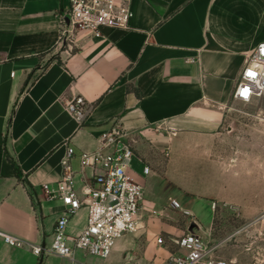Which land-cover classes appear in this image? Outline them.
Returning <instances> with one entry per match:
<instances>
[{"label": "crops", "instance_id": "crops-1", "mask_svg": "<svg viewBox=\"0 0 264 264\" xmlns=\"http://www.w3.org/2000/svg\"><path fill=\"white\" fill-rule=\"evenodd\" d=\"M68 6V0H0V232L49 244L63 212L51 197L67 150L74 152L70 164L82 196L93 170L81 169L80 156L99 149L101 134L114 126L127 134L128 174L143 189L138 230L179 212L170 207L178 196L208 200L214 215L234 221L264 215V201H250L256 191L264 196L256 178L264 176V153L249 163L247 105L236 110L240 103L232 99L246 57L264 43V0H133L129 32L83 31L61 43ZM78 98L90 107L83 120L67 108ZM256 141L264 147V136ZM243 178L254 185L251 197L218 196L238 192ZM86 217L85 210L72 216L66 233L78 236ZM192 227L216 247L218 260L249 264L227 255L238 233L217 240L211 225ZM152 229L184 235L171 225ZM97 260L82 252L38 259L0 241V264Z\"/></svg>", "mask_w": 264, "mask_h": 264}, {"label": "built area", "instance_id": "built-area-1", "mask_svg": "<svg viewBox=\"0 0 264 264\" xmlns=\"http://www.w3.org/2000/svg\"><path fill=\"white\" fill-rule=\"evenodd\" d=\"M68 3L60 21L61 43L71 41L75 33L83 31L100 37L104 29L124 33L132 30L133 0H68ZM245 89L246 96L243 94ZM232 99L247 106L264 103V43L246 57ZM67 108L80 120L90 111L80 98L68 103ZM126 136L120 126H114L101 134L99 149L80 156L81 169L89 167L93 170L82 196L76 192L75 172L70 164L74 152L67 150L61 162V178L55 195L51 197L60 203L63 212L55 223L49 244L27 243L3 232H0V241L14 249L26 248L38 259L48 255L69 259L76 252L107 259L117 240L138 230L143 198L142 187L128 174L133 151L125 143ZM148 172L149 168L144 167L143 173ZM44 189L47 191L46 186ZM170 207L185 217L194 218L175 200L171 201ZM211 208H216L215 203L211 204ZM81 210L86 211V226L78 236L72 237L66 233V227L70 218ZM168 240L179 252L178 255H171L168 264H226L215 256L216 247H210L195 233L189 232ZM157 244L163 245L164 241L160 238Z\"/></svg>", "mask_w": 264, "mask_h": 264}, {"label": "rangeland", "instance_id": "rangeland-1", "mask_svg": "<svg viewBox=\"0 0 264 264\" xmlns=\"http://www.w3.org/2000/svg\"><path fill=\"white\" fill-rule=\"evenodd\" d=\"M236 110L241 111L239 106ZM246 115H243V122H248V148H249V163L251 159L256 157V153H264V147L260 142L256 140L260 136H264V103L251 104L247 106V111L242 110ZM255 146V148H253ZM255 149V150H254ZM259 155V154H258ZM253 157V158H252ZM254 162L255 159H253ZM260 161L264 163V161ZM261 175V176H260ZM257 174L256 178H260V182H264V176L262 174ZM258 180V179H257ZM258 182V181H256ZM238 192H229L224 194H219L226 200H231L232 198H249L253 194L254 185L249 183L246 178H243L242 186ZM261 191H256L254 198L250 199L256 201H264V196H261ZM177 202L182 208L191 211L194 216L195 222H192V218L185 219L188 217L183 216L179 212L174 214H168L165 218L160 221H151L144 228L138 230L137 232L126 236L122 239L116 241L111 254L108 255V260H97L94 264H168L171 255L179 254L178 250L169 243L168 236L164 233L152 234L154 225L163 224L171 225L173 227L182 228L184 234L192 232V226H198L201 230H206L207 227L211 225L213 238L221 239L226 237L227 234L236 232L237 236L228 240V248L230 259H243L248 260L249 264H264V215L256 218L255 220H244V221H234L231 219L223 218L220 213L215 215L210 209L208 200L202 199L193 203V199L183 198L178 196ZM167 207V205H166ZM183 221V222H182ZM191 223L184 227L186 222ZM153 222V225L151 224ZM198 224V226H197ZM183 225V227H182ZM192 225V226H191ZM192 227V228H191ZM193 233V232H192ZM195 233V232H194ZM197 234V233H195ZM203 240L204 235L198 233ZM215 236V237H214ZM164 241L163 245H158V239ZM121 243V245H120ZM215 252V256H217ZM105 262V263H104Z\"/></svg>", "mask_w": 264, "mask_h": 264}, {"label": "trees", "instance_id": "trees-1", "mask_svg": "<svg viewBox=\"0 0 264 264\" xmlns=\"http://www.w3.org/2000/svg\"><path fill=\"white\" fill-rule=\"evenodd\" d=\"M11 160V159H10ZM12 165L15 168L16 174L18 175V167L15 165V163L11 160Z\"/></svg>", "mask_w": 264, "mask_h": 264}, {"label": "snow or ice", "instance_id": "snow-or-ice-1", "mask_svg": "<svg viewBox=\"0 0 264 264\" xmlns=\"http://www.w3.org/2000/svg\"><path fill=\"white\" fill-rule=\"evenodd\" d=\"M249 75H252L251 73H249ZM245 96L247 95V89L244 90V93H243Z\"/></svg>", "mask_w": 264, "mask_h": 264}]
</instances>
